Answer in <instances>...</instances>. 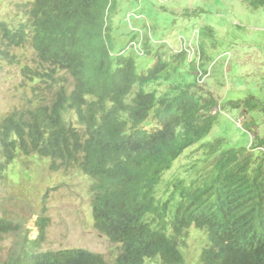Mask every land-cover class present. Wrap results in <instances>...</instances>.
<instances>
[{
    "label": "trees",
    "instance_id": "1",
    "mask_svg": "<svg viewBox=\"0 0 264 264\" xmlns=\"http://www.w3.org/2000/svg\"><path fill=\"white\" fill-rule=\"evenodd\" d=\"M106 5L30 0L17 23L0 17V65L15 62L12 49L30 43L42 69L28 73L53 92L0 120V176L18 155L84 173L92 180L93 225L118 252L108 262L81 247L42 250L49 225L43 207L25 231L0 216V235H16L0 264H185L178 239L191 225L207 239L199 264H264V153L255 159L244 147H223L224 138L201 143L205 156L191 165L197 176L187 184L178 179L170 197L159 199L164 172L217 122L218 99L176 80L186 65L181 54L167 61L157 48L141 72L133 56L111 54ZM145 48L151 53L146 42ZM157 80L168 84L164 90L144 88ZM221 108L264 113V102L251 94ZM252 143L264 147V137Z\"/></svg>",
    "mask_w": 264,
    "mask_h": 264
},
{
    "label": "rangeland",
    "instance_id": "2",
    "mask_svg": "<svg viewBox=\"0 0 264 264\" xmlns=\"http://www.w3.org/2000/svg\"><path fill=\"white\" fill-rule=\"evenodd\" d=\"M26 1L0 0V17L17 23ZM116 2L110 6L109 12L106 11L111 50L117 52L124 49L135 35V29H140L151 40L160 42L159 52L167 59L171 52H165L164 48H169L168 44L176 47L179 35L189 37L193 31H198L199 46L204 52L202 61L206 54L205 66L210 67L209 76L198 85L193 78L194 72L185 65L175 76L176 80L185 86L191 83L192 89L211 92L222 104L227 99H243L250 94L257 101L264 102V0L261 3L256 0ZM186 11L188 14L185 15ZM128 15H131L129 19ZM149 45L151 54L145 53V56L152 57L156 47ZM13 52L17 56L16 62H5L0 66V119L16 107L29 106L35 100L49 95L45 87L42 84L37 87L39 81L30 77L28 70H24L34 69L37 65L31 45L28 43L21 48H14ZM145 56L135 58L136 63L142 61L140 69L146 66L144 60L152 59ZM167 85L162 82L155 87L162 91ZM216 111L220 113L219 106ZM225 111L228 114H219L218 121L202 141L205 143L222 137L223 147H247L253 150L251 137H264V113L242 109ZM232 119L240 122L239 126L242 127H237ZM254 152L259 158V150ZM203 156L197 145L187 149L163 175L156 187L157 197L161 200L169 198L176 190L173 183L183 179L187 184L195 177V169L189 168L193 163L194 166L198 165ZM89 187L90 179L80 172L54 171L49 168L46 159L18 155L0 176V216L20 222L25 231L26 225H33L34 218L46 207L49 225L42 250L83 247L102 253L111 262L118 252V245L93 227ZM15 240L14 234L0 235V262L9 253ZM178 243L185 264H199V253L206 243L205 233L190 227L179 237Z\"/></svg>",
    "mask_w": 264,
    "mask_h": 264
},
{
    "label": "clouds",
    "instance_id": "3",
    "mask_svg": "<svg viewBox=\"0 0 264 264\" xmlns=\"http://www.w3.org/2000/svg\"><path fill=\"white\" fill-rule=\"evenodd\" d=\"M28 1H30V0H27L25 3H27ZM108 1H110L109 2V4H108V6L106 5L105 6V8H104V14H103V32H104V37H105V39H106V42H107V45L110 47V41H109V28H110V26H109V23H108V15L106 14V11L107 12H109V9H110V6L112 5V4H114V3H117L116 1L117 0H107V3H108ZM119 1V0H118ZM126 1V0H125ZM24 3V4H25ZM24 4H23V6H24ZM23 8V7H22ZM130 16L131 15H128L127 16V18L129 19L130 18ZM137 18H140V16H136ZM2 18V17H1ZM3 19V18H2ZM147 26L149 27V25L147 24ZM198 31H193L191 34H190V36L189 37H186V36H184V35H179L178 37H177V41H178V46H176V47H173L172 45H170V44H168V46H169V48H164V51L165 52H167V50H169L170 52H171V54H170V56L166 59V58H164L161 54V57L163 58V59H165V60H167V61H169L172 57V55H174V54H181V55H183L184 56V58H185V64H186V67L188 68V70L189 71H193L194 73V75H193V78L195 79V82H196V84H202L204 81H205V79L209 76V69H210V67H206L205 66V64H206V54H205V57H204V59H203V61H202V57H203V54H202V50H201V48H200V46H199V37H198ZM114 39H115V37H113ZM112 42H113V40H112ZM145 42H146V44L148 45V46H150L149 44H152V46H154V47H156V49L157 48H160L159 46V44L158 43H160V42H156V41H153V40H151V38L148 36V35H144L143 34V32L140 30V29H135V35H133L132 37H131V39L128 41V43H127V45H126V47L124 48V49H121V50H119V51H117V52H114L113 50H111V47H110V52H111V54H119V53H123V54H126V55H131V56H133V58H134V60H135V58H136V56H142V55H144L145 56V53H148V51H147V49L145 48ZM28 44V43H27ZM30 44V43H29ZM26 45V44H25ZM15 48V47H14ZM13 48V49H14ZM16 48H21V47H16ZM32 48V47H31ZM13 49H12V52H13ZM33 49V48H32ZM155 49V50H156ZM148 50H150V48L148 49ZM33 51H34V49H33ZM154 52V51H153ZM14 53V52H13ZM34 53H35V51H34ZM204 53V52H203ZM148 54H151V53H148ZM166 54V53H165ZM35 57H36V53H35ZM145 57H150V56H145ZM150 58H152V59H150V61H146V60H144L145 62H146V66H145V68L144 69H140L139 68V65H140V63L142 62H138V63H136V66H137V70L138 71H144L146 68H148V67H150L153 63H154V60H153V54H152V57H150ZM16 60H17V56H16ZM16 60H15V62H16ZM135 62H136V60H135ZM3 63H5V62H3ZM6 63H8V62H6ZM14 63V62H13ZM36 63H38V61H37V58H36ZM2 64V63H1ZM1 66V65H0ZM34 69H42L41 68V66L39 65V63L36 65V67L34 68ZM26 70H33L32 68H27ZM181 71V70H180ZM176 76V75H175ZM174 76V77H175ZM35 80H38V79H35ZM39 82L37 83L38 84V86H40L41 84H42V87H45V89L48 91V93H49V95L48 96H45V97H43V98H40V99H37V100H35L33 103H35L36 101H42V100H45L47 97H49L50 96V94L51 93H53L52 91H50L49 90V87H48V85H47V83L44 81V80H42V79H40V80H38ZM194 81V80H193ZM162 82H164V81H159V80H157V81H152V82H149L148 84H146L145 85V87L144 88H146L148 91L150 90V89H152V88H154L155 90H157V88L155 87V85H157V84H160V83H162ZM164 83H166V82H164ZM36 84V85H37ZM37 86V87H38ZM149 86H151V88H148ZM135 87V90H136V85L134 86ZM204 88V87H203ZM205 90V89H204ZM132 92H135V91H133V89H132ZM251 95V94H250ZM217 98V97H216ZM227 100H229V99H227ZM227 100H225V101H227ZM221 100L219 101L218 100V104L214 107V109H213V112H217L216 111V107L217 106H219L220 107V113L222 114H228V112L227 111H223L222 110V108H221ZM31 105V104H30ZM29 105V106H30ZM25 107H28V106H25ZM16 108H22V106L21 107H16ZM16 108H14V109H16ZM14 109H12V110H14ZM11 110V111H12ZM239 110V109H238ZM243 110V109H242ZM11 111H9V112H11ZM229 111H231V110H229ZM8 112V113H9ZM7 113V114H8ZM218 113V116H219V112H217ZM6 114V115H7ZM6 115H4V116H6ZM3 116V117H4ZM2 117V118H3ZM1 118V119H2ZM0 119V120H1ZM75 120H73V122H74ZM218 121V120H217ZM238 121H240V120H238ZM232 122L237 126V127H242V126H239L240 125V122H237V121H235V119H232ZM245 128V127H244ZM247 129V128H246ZM248 131H249V129H247ZM210 132V131H209ZM208 132V133H209ZM208 134H206L201 140H200V142H198L197 144H194L193 146H195V145H197V148L199 149V146H200V144L201 143H204L202 140L207 136ZM256 136V135H255ZM218 138H222V137H218ZM255 137H251V139H252V141H251V144L253 145V139H254ZM223 139V138H222ZM213 141V140H212ZM206 143V142H205ZM192 147V146H191ZM191 147H189V148H191ZM189 148H187V149H189ZM241 148V147H240ZM243 148V147H242ZM244 148H246L247 149V151H249L252 155H253V157L255 158V159H257L258 158V156H256L255 154V150H259V157L261 156V154L262 153H264V147H261V146H254V149L253 150H249L247 147H244ZM187 149H185L183 152H182V154L187 150ZM181 154V155H182ZM180 155V156H181ZM179 156V157H180ZM178 157V158H179ZM177 159V158H176ZM175 159V160H176ZM46 160H48L49 161V159H46ZM174 160V161H175ZM173 161V162H174ZM173 164V163H172ZM194 164V163H193ZM198 164H200L199 162H198ZM172 167V166H171ZM170 167V168H171ZM50 168V167H49ZM51 169V168H50ZM190 169H195V168H191L190 167ZM51 170H53V169H51ZM60 170H63V169H60ZM169 170V169H168ZM167 170V171H168ZM196 170V169H195ZM54 171H57V170H54ZM64 171V170H63ZM69 171H71V170H69ZM75 171H77V170H75ZM66 172H68V171H66ZM77 172H80V171H77ZM166 172V171H165ZM165 172H164V174H165ZM195 172H197V171H195ZM81 174H83L84 176H86L87 178H89L87 175H85L84 173H82V172H80ZM163 174V175H164ZM196 174V173H195ZM195 176H197V175H195ZM163 177V176H162ZM194 177V176H193ZM90 179V186H91V183H92V180H91V178H89ZM162 179V178H161ZM175 183H173V185H174ZM89 192H90V208H91V217H92V206H91V190H90V187H89ZM177 195V194H176ZM47 216V215H46ZM92 225H93V217H92ZM93 227H94V225H93ZM190 227H195L194 225H191ZM190 227H188V228H190ZM95 228V227H94ZM188 228H186L185 230H187ZM196 228V227H195ZM198 229V228H197ZM95 230H97L96 228H95ZM184 230V231H185ZM199 230H201V229H199ZM183 231V232H184ZM203 231V230H202ZM183 232H182V234H183ZM204 232V231H203ZM100 233V232H99ZM205 233V232H204ZM100 234H102V233H100ZM181 234V235H182ZM102 235H104V234H102ZM180 235V236H181ZM105 236V235H104ZM206 236V235H205ZM106 237V236H105ZM206 242H207V239H206ZM206 244V243H205ZM203 246H205V245H203ZM179 247H180V245H179ZM70 248H72V247H70ZM81 248H83V247H81ZM86 249V248H85ZM180 249H181V247H180ZM88 250V249H87ZM201 250H202V248H201ZM91 251V250H90ZM182 251V250H181ZM94 252V251H93ZM201 252V251H200ZM183 253V252H182ZM200 254V253H199ZM107 260V259H106ZM109 262V261H108Z\"/></svg>",
    "mask_w": 264,
    "mask_h": 264
},
{
    "label": "bare ground",
    "instance_id": "4",
    "mask_svg": "<svg viewBox=\"0 0 264 264\" xmlns=\"http://www.w3.org/2000/svg\"><path fill=\"white\" fill-rule=\"evenodd\" d=\"M42 158V157H41ZM20 160V159H19Z\"/></svg>",
    "mask_w": 264,
    "mask_h": 264
}]
</instances>
